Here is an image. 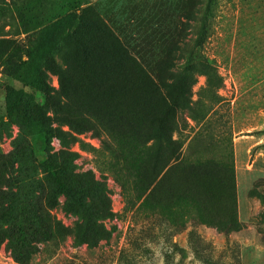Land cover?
<instances>
[{"label":"rangeland","instance_id":"rangeland-1","mask_svg":"<svg viewBox=\"0 0 264 264\" xmlns=\"http://www.w3.org/2000/svg\"><path fill=\"white\" fill-rule=\"evenodd\" d=\"M77 8L94 13L113 39L95 68L73 82L71 76L83 69L67 72L62 61L75 55L60 40L52 46L49 41L56 30L72 29ZM165 39L180 47L177 67L207 58L223 79L219 94L227 110L200 128V145L191 141L198 127L188 121L179 128L178 115L123 44L157 46ZM9 43L21 51L18 56L6 53ZM24 51L38 57L49 96L10 76L8 62L24 60ZM203 83L196 77L192 92ZM7 87L22 90L38 114L86 116L98 135L79 137L94 149L108 144L116 152L121 180L99 166L105 152H84L76 144L65 148L56 138L49 143L55 166L61 150L71 151L73 172L89 173L106 190L111 216L96 219L98 234L84 236L89 244L79 236L86 226L79 229L80 213H92L89 206L73 214L55 193L54 204L37 211L43 189L50 186L40 166L45 154L19 118L7 114ZM225 139L231 144L234 186L219 187L214 170V187L200 188V194H207L204 205L212 223L232 211L236 229L222 232L181 209L169 214L166 207L180 203V190L169 187L180 173L157 187L147 208L140 207L177 151L191 141L186 165L217 169L225 163ZM0 264H264V0H0Z\"/></svg>","mask_w":264,"mask_h":264},{"label":"trees","instance_id":"trees-1","mask_svg":"<svg viewBox=\"0 0 264 264\" xmlns=\"http://www.w3.org/2000/svg\"><path fill=\"white\" fill-rule=\"evenodd\" d=\"M78 9H76L78 11L77 17L71 19L72 29L66 32L56 30L54 38L49 41L52 46L56 40H60V44L67 49L68 53L75 55V58L71 60L64 59L62 61L67 72L76 66L83 69V73L78 77L71 76L73 82L80 81L95 68L98 58L113 39L108 29L94 13L88 9ZM123 44L129 52L138 58L139 65L149 73L156 87L163 93L170 108L178 115L176 122L179 128L185 129L188 121L193 123L194 127H198L191 141L200 145V128H206L219 110H227L228 103L219 94L223 88V79L215 66L207 58L200 59L199 57L194 61L187 62L182 67H177L176 60L180 47L177 42L171 39H165L157 46L147 42L144 44L136 42L132 47H130L129 41H124ZM8 46L7 54L15 53L17 56L20 54L21 51L14 43H9ZM23 54H25L24 60L17 57L15 61L8 62L10 76L23 86L49 96L51 88L48 86L46 73L38 57L31 51H24ZM196 77H202L204 83L194 94L192 88L196 84ZM4 100L7 114L16 115L19 118L21 125L31 131L33 138L39 142L41 150L45 154L40 161V166L45 174V180L50 186L48 185L43 189L42 206L38 207L37 211L44 212L43 208L46 204H52V202L54 204L55 193L64 197L73 214L80 211L84 212L83 206H89L93 212H85L84 215L80 213V218H83L84 221L79 226L81 230L86 223L84 232L79 236L83 237L84 243L89 244L90 241L84 239V236L91 235L93 238L98 234L96 219H108L111 216L106 190L103 187H98L89 173L73 172L74 166L70 159L76 155L71 151L61 150L58 153L61 160L60 165L55 166L53 157L49 154V143L52 138H56L65 148L70 144H76L79 150L84 152H105L106 156L102 155L99 166L114 178L121 180L122 170L116 158V152L108 144H104V148H100V150L94 149L79 137L84 133L98 135L93 123L86 116L70 117L64 114L53 118L47 114H38L35 112L34 102L22 90H14L10 87L5 90ZM61 126H65L67 130L61 129ZM191 141L185 149L175 153L173 162L165 166L166 170L161 179L150 190L140 207H145L148 201L155 197L157 187L167 183L169 177L180 173L182 178L172 180L169 185V187L175 186L180 190L176 198L180 203L172 205V208L167 206L169 214L181 209L186 214L192 212L193 218L198 222L214 224L222 232L234 230L237 223L234 220L233 212L231 211L226 220L212 223L214 219L210 213L206 212L204 205L207 202V194H200V188L214 187L212 175L214 170H218L219 187H229L232 190L234 185L230 140H222L225 163H218L217 169H211L209 166L200 165V163L186 165L185 157L191 150ZM120 186L122 188L126 186L124 180L121 181ZM49 187L53 188L54 191ZM166 192L168 193L169 189ZM125 204L129 206V211L132 210L130 201H126ZM200 206L204 210H201ZM46 216L48 215L46 214ZM89 223L95 227L89 228ZM131 227L133 229V225ZM91 241L94 242L93 239Z\"/></svg>","mask_w":264,"mask_h":264}]
</instances>
